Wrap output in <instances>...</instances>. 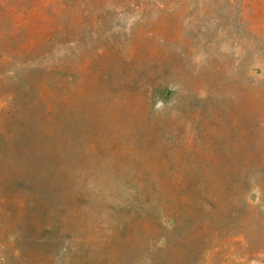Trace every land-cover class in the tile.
I'll list each match as a JSON object with an SVG mask.
<instances>
[{
	"label": "rangeland",
	"instance_id": "obj_1",
	"mask_svg": "<svg viewBox=\"0 0 264 264\" xmlns=\"http://www.w3.org/2000/svg\"><path fill=\"white\" fill-rule=\"evenodd\" d=\"M0 264H264V0H0Z\"/></svg>",
	"mask_w": 264,
	"mask_h": 264
}]
</instances>
